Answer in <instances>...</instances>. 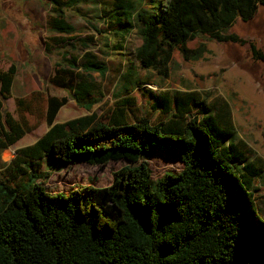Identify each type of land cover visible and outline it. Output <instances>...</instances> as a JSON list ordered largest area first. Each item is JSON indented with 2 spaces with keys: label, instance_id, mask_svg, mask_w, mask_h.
<instances>
[{
  "label": "trees",
  "instance_id": "trees-1",
  "mask_svg": "<svg viewBox=\"0 0 264 264\" xmlns=\"http://www.w3.org/2000/svg\"><path fill=\"white\" fill-rule=\"evenodd\" d=\"M50 2L49 29L67 49L65 64H55L48 82L72 90L88 107L92 81H76V61H83L86 72L103 75L105 68L87 51L90 37H71L75 29L67 11L97 4L104 28L94 25V30L102 36L111 32L119 47L135 31L141 41L135 58L142 67L156 69L176 47L199 57L202 49L185 48L198 35L247 43L225 31L264 7V0ZM248 44L252 57L264 60L256 45ZM15 74L14 64L0 69V150L26 132L3 111ZM65 102L48 98V129L18 148L10 164L36 166L47 158L66 164L103 166L120 159L137 164L114 171L103 187L56 188L40 181L25 191L0 186V264H264V218L254 201L258 172L236 139L224 99L206 104L193 92L154 96L152 107L164 114L155 122L123 105L106 121L90 113L54 122ZM195 104L202 117L192 113ZM156 148L176 153L182 169L153 180L148 158Z\"/></svg>",
  "mask_w": 264,
  "mask_h": 264
},
{
  "label": "rangeland",
  "instance_id": "rangeland-1",
  "mask_svg": "<svg viewBox=\"0 0 264 264\" xmlns=\"http://www.w3.org/2000/svg\"><path fill=\"white\" fill-rule=\"evenodd\" d=\"M100 1V0H97ZM163 1V0H162ZM98 5H80L67 11L69 23L74 27L71 37H90L87 51L105 68L103 75L86 72L78 59L73 70L79 77L92 81L88 105L77 101L72 90L58 88L48 82L55 64H65L59 38L48 26L52 15L50 0H0V69L16 66L10 96L3 101V111L8 112L25 129V134L13 145L0 150V186L20 191L28 190L37 181L51 187L69 188L76 185L107 186L112 173L137 163L125 159L109 161L106 165H87L82 162L66 164L56 158H47L39 165L10 164L20 147L34 143L47 129V101L49 97L65 98L54 122H64L81 115L95 113L100 120L109 119L119 106L130 108L139 116L152 122L164 118L159 109L152 107L154 96L171 97L183 92L196 93L198 101L210 104L216 98L224 99L231 112L236 139L246 148L248 161L257 169L254 179V201L264 218V60L254 59L249 42L264 54V7L247 21L236 20L225 33H233L247 43L218 42L198 35L185 43L190 51L183 54L176 47L165 65L156 69L144 68L135 58L140 44L133 31L118 46V39L108 32L102 36L94 25L103 30L97 17ZM94 23V24H93ZM78 49L81 44L76 45ZM22 100L21 104L18 101ZM199 106L192 113L199 114ZM153 180L166 172H179L182 163L172 150L155 149L148 158ZM17 166L23 171L17 170ZM1 200V199H0Z\"/></svg>",
  "mask_w": 264,
  "mask_h": 264
}]
</instances>
